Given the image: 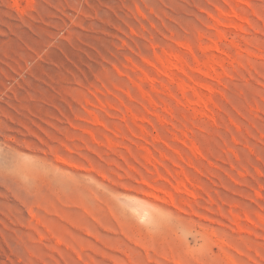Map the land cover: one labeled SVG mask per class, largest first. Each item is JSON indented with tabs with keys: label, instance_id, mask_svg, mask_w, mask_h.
Listing matches in <instances>:
<instances>
[{
	"label": "rangeland",
	"instance_id": "rangeland-1",
	"mask_svg": "<svg viewBox=\"0 0 264 264\" xmlns=\"http://www.w3.org/2000/svg\"><path fill=\"white\" fill-rule=\"evenodd\" d=\"M0 264H264V0H0Z\"/></svg>",
	"mask_w": 264,
	"mask_h": 264
},
{
	"label": "bare ground",
	"instance_id": "bare-ground-1",
	"mask_svg": "<svg viewBox=\"0 0 264 264\" xmlns=\"http://www.w3.org/2000/svg\"><path fill=\"white\" fill-rule=\"evenodd\" d=\"M183 46H185V45H183ZM183 46H182V49H184ZM206 48H208V49H215V50H218L219 49L218 46H217V44H215V43H213L211 46L206 47ZM215 50H213V51H215ZM204 51H207V50L204 49ZM211 56L214 57L215 55L214 54L213 55L211 54ZM212 57H209L208 58V56H207L206 57V60L201 61V62H198L197 65H196L197 69H199V70H201V71H203L205 73H214L217 70H219L221 68V65L223 64V61H221V59L220 60L218 59L220 57H216L217 60L216 59H213ZM181 61H183V60H182V58L179 55H173V54L169 53V55L168 54L167 55L165 54V56H163L162 58H160L159 63L164 68H166V69H168V68H176V69H178V68H181V67H178V64L182 63ZM194 104H197V105L203 104L202 97H198L197 101Z\"/></svg>",
	"mask_w": 264,
	"mask_h": 264
}]
</instances>
